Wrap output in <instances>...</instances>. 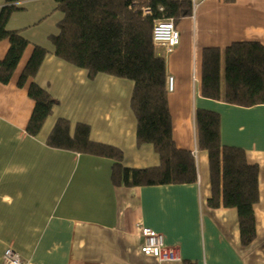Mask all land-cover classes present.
Segmentation results:
<instances>
[{"label":"crops","instance_id":"1","mask_svg":"<svg viewBox=\"0 0 264 264\" xmlns=\"http://www.w3.org/2000/svg\"><path fill=\"white\" fill-rule=\"evenodd\" d=\"M191 1L192 14L174 24L179 45L169 54L155 48L164 57L165 76L174 78L172 92L165 90L173 140L178 149L196 152V180L130 187L112 182L113 159L54 149L46 139L64 118L88 125L91 140L120 149L123 167L157 166L153 146L136 143L133 82L106 74L90 79L54 55L49 37L63 17L60 11L50 14L55 0L16 4L21 10L10 15L6 29L23 30L29 43L8 82H0V263L12 247L25 264H264V104L240 107L201 95L204 50L219 53L223 92L225 49L241 42L264 49V0ZM43 23L48 27L31 28ZM33 45L47 55L34 78L19 87ZM8 48L9 41L1 40L0 61ZM31 82L57 100L35 137L25 131L34 108L27 96ZM196 109L216 112L222 146L242 149L247 162L258 167L255 240L249 246L240 242L236 209L207 203L210 172L207 153L196 148ZM141 226L162 234L166 245L177 248L180 262L144 256Z\"/></svg>","mask_w":264,"mask_h":264},{"label":"trees","instance_id":"2","mask_svg":"<svg viewBox=\"0 0 264 264\" xmlns=\"http://www.w3.org/2000/svg\"><path fill=\"white\" fill-rule=\"evenodd\" d=\"M25 0H4L0 8V41H9L8 51L0 61V82L7 83L28 41L21 31L6 29L10 15ZM230 1V0H227ZM63 14L58 33L49 39L54 55L87 72L92 79L106 74L133 82L130 107L136 121V143L150 144L159 164L144 169L122 166V152L115 146L90 138V127L58 119L46 139V145L78 154L113 159L111 179L125 186L187 184L196 180V160L192 153L178 149L172 136V120L165 91V60L152 43L155 20L172 19L174 24L193 12L191 0H55ZM149 8L151 14H144ZM47 55L46 49L33 45L32 54L17 85L33 79ZM219 53L204 50L201 95L240 107L264 104V49L257 42L233 43L224 53V89L220 90ZM34 108L26 133L35 137L52 114L57 100L34 82L27 87ZM197 150L207 153L212 208L227 207L237 211L240 242L249 246L255 240L254 205L258 202V167L249 164L244 151L222 146L220 118L216 112H194Z\"/></svg>","mask_w":264,"mask_h":264},{"label":"built area","instance_id":"3","mask_svg":"<svg viewBox=\"0 0 264 264\" xmlns=\"http://www.w3.org/2000/svg\"><path fill=\"white\" fill-rule=\"evenodd\" d=\"M144 14H151L149 8L143 9ZM179 32L176 29L172 19L155 20L152 27V43L155 46L163 47L166 54L175 50L179 45ZM174 89V78L171 75L165 76V90L172 92ZM195 157L196 152H192ZM142 236V245L140 252L144 256L154 257L159 262H180L178 250L175 246L165 244L162 234L153 231L150 228L139 227ZM0 264H25L20 254L12 247H7L1 257Z\"/></svg>","mask_w":264,"mask_h":264},{"label":"rangeland","instance_id":"4","mask_svg":"<svg viewBox=\"0 0 264 264\" xmlns=\"http://www.w3.org/2000/svg\"><path fill=\"white\" fill-rule=\"evenodd\" d=\"M19 10H21V7L19 6ZM18 10V11H19ZM15 12H17V11H15ZM54 12H59L56 8H55V6H54V8L50 11V14L51 13H54ZM14 13V12H13ZM49 15V14H48ZM47 19V18H46ZM40 27L41 29H43V28H47L48 27V25H47V23H43V24H40V25H32V27L31 28H34V27ZM22 31L23 30H21V35H22ZM58 31V30H57ZM58 33V32H57ZM67 111L69 112V111H72V110H69V109H67Z\"/></svg>","mask_w":264,"mask_h":264}]
</instances>
